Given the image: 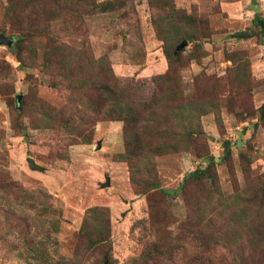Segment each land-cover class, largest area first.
I'll return each instance as SVG.
<instances>
[{
  "label": "rangeland",
  "instance_id": "obj_1",
  "mask_svg": "<svg viewBox=\"0 0 264 264\" xmlns=\"http://www.w3.org/2000/svg\"><path fill=\"white\" fill-rule=\"evenodd\" d=\"M7 7L0 0V30L14 37L11 45L0 44V153L6 158L0 169L23 185V194L41 191L44 201L28 196L23 203L0 183V264H264V33L257 20H264V0H126L112 12L70 11L67 24L76 31L70 37L62 31L66 24L57 25L62 41L88 48L91 60L106 56L120 85L132 88L135 100L149 101L169 82L160 33L188 28L179 26L175 12L208 20L209 36L176 45L187 41L179 50L187 60L179 66L185 101L176 100L174 118L157 117L179 133L193 129L197 139L188 150L162 153L159 142L171 136L154 130L131 161L117 158L125 150L121 121H95L90 143L70 144L69 129L39 127L34 112L22 113V102L41 99L79 116L70 87L45 66L47 34L17 45ZM242 30L253 35L232 36ZM243 61L252 83L238 90L231 76ZM29 157L44 169H32ZM210 163L215 183L208 176L186 180ZM94 206L108 208L110 224L103 227L110 236L83 251L76 234ZM201 219L215 226L203 230ZM208 233L216 242L206 249L201 237ZM148 251L156 256L145 261Z\"/></svg>",
  "mask_w": 264,
  "mask_h": 264
},
{
  "label": "trees",
  "instance_id": "obj_2",
  "mask_svg": "<svg viewBox=\"0 0 264 264\" xmlns=\"http://www.w3.org/2000/svg\"><path fill=\"white\" fill-rule=\"evenodd\" d=\"M125 1L107 0L98 3L96 0H8L7 15L10 18L12 27L18 30V34L15 35L16 44L19 45L26 40L29 41L39 33L45 32L47 34L45 66L56 79L62 78L70 87L72 96L78 104L75 111L79 113V116L76 119V113H73L69 106L57 107L41 99H35L31 103L22 102V113L34 112L32 121L39 127L54 130L69 129L72 134L70 144L90 143L93 139L95 121H121L123 122L125 150L117 154V158L123 161H131L139 156L141 154L140 145L144 138L151 137L154 130H157L160 134L171 136L167 143H164L163 140L159 142L158 147L162 153L188 150L191 147L188 142L192 145L197 139L193 137L195 136L193 129H186L184 132L179 133L180 129L174 123L170 122L168 125V122L161 121L157 117L161 114L165 115V112H167L169 117L174 118L180 107L176 100L179 101L183 98L185 101L186 94H183L181 88L182 80L179 66L187 65V60L182 51L175 52L176 45L184 38L193 40L194 38L209 36L211 28H209L208 20L198 22L197 19L194 20L192 17L178 11L175 12L176 20L180 23L179 26L183 25L188 28L183 32L178 31L172 35L171 33H168V35L160 33L164 39V54L169 64L166 73L169 82L164 94L154 96L149 101L135 100L133 89L120 85L119 79L106 60V56H101L95 61L91 60L86 55L89 52L88 48L84 46L77 47L70 41H62L60 30H56L57 25L63 23L66 24L62 29L64 36L65 34L69 37L74 35L75 28H71L67 24V13L70 11L77 16H80L81 13L89 14L96 11L112 12L117 10V7L124 4ZM87 8L95 10L84 11ZM257 20L262 25L261 30L264 33V20L260 16H257ZM0 33L4 32L0 30ZM246 65L247 68L245 69ZM203 76L200 74L196 80L201 82ZM231 77L234 79V88H238V90L252 83L249 62L243 61L238 64L236 73ZM15 112H17L16 109ZM16 118L20 119V117L18 118V112ZM260 119L264 121V105L261 107ZM164 123H166L167 128L163 126ZM17 132L25 134L23 129L17 130ZM181 134L182 137L180 138ZM225 146L227 153H229L231 144L225 141ZM4 158L5 156L0 153V159ZM213 172V165L210 163L205 169H196L191 172L186 180H202L208 176L214 178L213 183H215L216 176ZM0 183L4 191L15 195L17 200L21 198L23 203H25L24 201L28 196L36 201H44V194L41 191L38 195L23 194V185L12 177L5 166L0 169ZM151 186L158 187L159 185L152 183ZM30 206L33 207L34 205L30 204ZM45 206L40 209L41 213L48 211V203ZM250 206L249 204L246 208H250ZM13 215L15 214L9 211V216ZM109 218L108 208L94 206L88 209L83 225L76 234L79 249H83V251L91 250L109 239L108 230L106 231L103 227L104 224L107 226L110 224ZM15 219L18 225L17 221L21 220ZM261 219L262 215L260 216ZM210 221H213V219L211 218ZM201 223L203 230L211 227L209 225L215 226L213 223L205 224L204 219H201ZM255 224L256 219H253L252 227ZM201 239L206 249L209 248L211 242H216L213 233L202 234ZM155 256V252L148 251L141 258L148 261L155 258ZM157 258L160 259L158 256Z\"/></svg>",
  "mask_w": 264,
  "mask_h": 264
},
{
  "label": "water",
  "instance_id": "obj_3",
  "mask_svg": "<svg viewBox=\"0 0 264 264\" xmlns=\"http://www.w3.org/2000/svg\"><path fill=\"white\" fill-rule=\"evenodd\" d=\"M253 35V32L249 31V30H242V31H237L235 33L232 34L233 37H236L237 39H241V38H247ZM14 41V37L13 36H9L6 35L4 33H0V44H6V45H11ZM187 43V41H183V43L181 45H179L175 52H178L180 50L181 47H183L185 44ZM20 102V98L18 100V103ZM100 145V142H99ZM29 161V165L32 169H37V170H43L44 168L42 166H40L38 163H36L35 159L29 157L28 158ZM109 178L107 177L106 182H103L101 185L102 187H107L109 185Z\"/></svg>",
  "mask_w": 264,
  "mask_h": 264
}]
</instances>
